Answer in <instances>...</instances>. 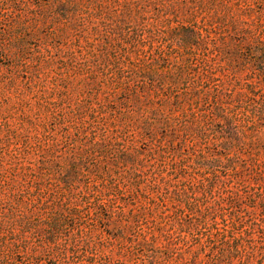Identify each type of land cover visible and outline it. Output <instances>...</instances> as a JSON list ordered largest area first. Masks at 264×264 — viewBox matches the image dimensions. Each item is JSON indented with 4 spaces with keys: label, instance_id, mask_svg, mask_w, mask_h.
Here are the masks:
<instances>
[{
    "label": "trees",
    "instance_id": "16d2710c",
    "mask_svg": "<svg viewBox=\"0 0 264 264\" xmlns=\"http://www.w3.org/2000/svg\"><path fill=\"white\" fill-rule=\"evenodd\" d=\"M246 1L50 0L44 5L39 0L8 11L0 0V53L21 57L29 39L37 42L32 62L22 63L15 74L26 76L28 91L40 88L62 126L60 138L47 131L34 146H19L20 137L9 128L0 138V264H126L125 254L136 253L134 240L119 247L114 262L105 250L123 231L110 238L98 232L97 223L106 213L144 221L140 235L148 250L158 238L151 228L156 221L149 217L161 220V237L184 242L188 249V236L205 237L213 264L246 249L254 254L256 228L264 245L263 220L254 219L249 226L244 222V217H264V193L259 191L264 170L255 164L254 175L250 173L241 145L245 131L234 126L244 97H256L258 91L252 83L242 84L237 70L222 62L237 39L249 40L255 44L254 66L264 76L259 56H264V24L260 18L255 23L242 17L250 8L242 15L235 9ZM55 25L63 27L60 33L52 30ZM63 41L69 45L66 50ZM164 64L171 65L167 76ZM54 65L53 73L64 84L62 90L53 85L49 93L45 87ZM71 70L89 75L90 92H100L103 83L114 90L133 89L120 104L112 100L113 93L104 102L83 94L67 111L64 104H72L63 75ZM16 81L13 77L10 87ZM181 81L188 86L182 103L190 104L189 113L167 116L175 128L165 144L153 133L148 107L156 103L154 96L166 92V82L171 91ZM224 122V132L217 130ZM210 135L224 160L210 153ZM145 138L149 144L142 155L136 142ZM195 139L203 147L193 158L185 143ZM250 191L260 199L261 216L247 210ZM129 197L133 207L126 214ZM241 203L246 204L243 211L236 209ZM22 252L25 259L18 263Z\"/></svg>",
    "mask_w": 264,
    "mask_h": 264
},
{
    "label": "rangeland",
    "instance_id": "374dc122",
    "mask_svg": "<svg viewBox=\"0 0 264 264\" xmlns=\"http://www.w3.org/2000/svg\"><path fill=\"white\" fill-rule=\"evenodd\" d=\"M39 0H4L5 8L12 10L16 5L20 8L33 6ZM42 4L47 5L50 0H40ZM234 4V1L232 2ZM251 9L249 15L244 13V10ZM235 9L239 11V14L244 13L246 16H242L245 19L253 20L255 23L258 18H260L264 24V0H247L242 3L240 6H236ZM20 12V10H19ZM63 28V27H62ZM61 26H53V31L60 33L62 31ZM66 31L73 34L74 30L72 27H67ZM65 33V31H64ZM220 30H217L215 36H219ZM229 34V33H228ZM44 35V33H43ZM241 38L235 41L236 48L235 50L227 55L223 59V65L237 70V75L241 80L242 84L252 83L258 94L256 97L249 95L244 97L242 106L244 109L238 110L240 119L234 124L239 129H243L245 134L241 135L242 141L241 145L244 146V160L248 163L250 168V173L254 175L255 167L260 165V171L264 170V76L260 75L257 67L254 66L256 60L254 43L249 40H240ZM58 42L61 41L58 39ZM56 42V44L58 43ZM86 42L81 41V45H84ZM37 42L35 40L29 39L26 43L25 53L19 57L14 53H0V138L4 139L7 133V128L12 131H15L19 138V146H23L28 143L31 146L36 145L38 140H43L44 136L47 134V131L53 132L54 136L60 138V128L62 126L58 125V122L54 118V109L47 107L45 102L42 99L43 94L39 92L40 88H35L33 92L27 90V81L26 76H23L22 72L20 74H15L16 71H22V63H31L34 58V53L37 51ZM63 49L66 50L69 45L65 44L63 41ZM55 53V51H52ZM264 59L263 54L259 55ZM222 56L219 57V59ZM22 59V60H21ZM166 65V66H165ZM56 65L52 67V71L47 80V86L45 89L50 93L52 88L56 86L58 90H62V79H58L59 75L53 73V70L56 69ZM163 75L167 76V73L171 69V65L164 64ZM229 74V73H227ZM221 75V74H220ZM13 77H17L16 84L12 87L9 84ZM89 75L85 71H80L75 73V71H69L63 75V79L66 81L67 93L69 94V99L72 104V107H67V104H64V108L67 111H70L80 102L81 95L84 94L85 98H92L93 102H104L105 97L113 93L112 100L116 101L117 104H120L122 100L127 96L128 92L132 91V87L129 91L126 92V86L119 87V89L114 90L112 86H108L106 83H103V89L100 92L92 91L90 92L91 87L89 86L90 80ZM100 80V79H98ZM168 80V79H167ZM9 84V86H8ZM54 85V86H53ZM165 88L163 91L165 93L161 94L159 97L154 96L155 104L150 105L148 108L151 110L149 116L152 117L154 123V132L156 138L163 137L164 143L168 144L171 142V134L175 128V123L173 118L180 117L184 113H189L188 109L190 104L182 101L184 100L183 93L187 90L188 86L184 83L179 82L174 86V88L169 90V83L166 82ZM239 90V89H237ZM91 94V95H90ZM90 96V97H89ZM178 99V100H177ZM54 100H57V94L54 95ZM160 104H158L157 103ZM162 104V105H161ZM94 105H96L94 103ZM202 106V102L200 103ZM197 111V110H195ZM245 111L247 112L246 116ZM109 113L106 114V117H109ZM172 117V119L167 118ZM239 125H243V128H240ZM226 127V122L218 125L217 130H222L224 132ZM195 128V126H192ZM75 130H71V134L75 135ZM227 134V133H225ZM183 135V132H182ZM149 140L145 138L144 141H137L136 147L138 151L144 155L147 152ZM192 141V142H191ZM196 143V144H195ZM218 141L214 140L213 135H210L208 147L212 155H219L220 148L217 146ZM2 144L0 143V147ZM15 147L14 145L12 146ZM203 146L200 145V140L195 139L189 140L185 143V151L188 152L193 158L199 154L200 149ZM143 157V156H142ZM224 160V156H221ZM29 159H33V155L29 156ZM35 160V159H34ZM243 164V163H242ZM252 164V165H251ZM38 165H36V168ZM240 169L241 166H238ZM251 180V176L244 175ZM252 183V180L249 181ZM248 183V182H247ZM84 185V182H82ZM259 191L264 193V188L259 187ZM258 190V189H256ZM253 195L252 198L247 200L248 212L252 213L255 216L262 215V208L260 199L256 198L253 191L248 193V196ZM134 201L133 198H128L125 204V212L129 214L131 208L133 207L130 204ZM129 203V204H128ZM136 203V202H135ZM138 205L140 203L138 202ZM246 204L241 203L236 208L237 210L243 211L246 207ZM103 222L97 223V229L99 233L103 232V235L106 238L113 237L115 234H118V230L121 229L123 233L116 238V244L111 248L105 250V253L110 254L114 262L118 259L119 247L121 245L127 246L130 245L129 239H133V245H135V254H125L123 260L126 264H213V251L206 246L205 237L202 240H192L190 236L189 244L190 248L188 249L187 245L182 242L175 244L174 239H166L165 237L160 236V219L157 217H149V220L155 219V223L151 224L152 230L157 239L153 243V246L148 250L147 247L142 246V236L140 235L141 228H144V221L136 223L134 217H109V214H105V217H102ZM189 217L187 218V220ZM256 219V221L261 222L263 220L264 226V217H244V222L246 226H249L250 221ZM121 220V221H120ZM219 222L221 220L219 219ZM222 225H220L221 227ZM169 226L166 225L165 230H168ZM76 231V230H74ZM195 233V231H192ZM215 232V231H214ZM260 233L258 228L255 229V239L258 241L256 243V249L254 254H249L244 250L241 254L236 257L227 260L223 264H264V245L260 239ZM148 240L151 239L150 235H147ZM126 249V248H125ZM158 249V251H155ZM127 253V252H126ZM25 259V253H21L17 256L16 261L20 263ZM152 261V262H151Z\"/></svg>",
    "mask_w": 264,
    "mask_h": 264
}]
</instances>
